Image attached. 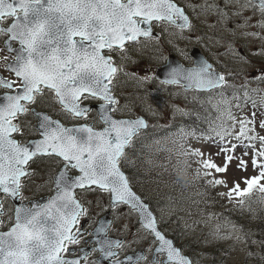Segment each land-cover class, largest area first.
Here are the masks:
<instances>
[{
    "label": "snow or ice",
    "instance_id": "obj_1",
    "mask_svg": "<svg viewBox=\"0 0 264 264\" xmlns=\"http://www.w3.org/2000/svg\"><path fill=\"white\" fill-rule=\"evenodd\" d=\"M190 11L211 17L231 36L256 45L253 54L264 56V0H0V61L10 73H0V264H96L100 257L103 264H192L124 171L129 152L142 138L138 132L149 125L144 118L117 117L120 101L113 92L116 75L128 74L126 64L117 61L130 59L132 46L145 41L162 45L157 27L161 33L168 26L192 31ZM235 52L250 63L239 47ZM259 73L264 82V65ZM234 76L202 62L170 67L161 83L215 93L227 107L232 130L209 133L210 139L215 133L237 141L227 147L217 142L223 163H214L211 154L205 159L198 149L185 155H199L209 186L226 187L220 195L242 203L255 186L264 191V100L253 99L249 92L254 90L244 84H231ZM150 79L144 76L140 83ZM229 89L238 103L226 96ZM249 104L246 124L231 109L244 111ZM233 164L257 173L245 178L243 189L238 181L228 187L226 179L213 175L226 176ZM37 177L51 189L44 203L24 195ZM9 201L17 206L6 211ZM94 203L105 212L127 208L135 213L144 247L121 256L127 236H110L109 221L102 219L88 232L83 221L91 217ZM115 229L130 231L123 223ZM239 229L249 245L248 258L264 264V238L253 240L242 225ZM256 245L259 253L253 251ZM89 252L100 255L94 261Z\"/></svg>",
    "mask_w": 264,
    "mask_h": 264
},
{
    "label": "rangeland",
    "instance_id": "obj_2",
    "mask_svg": "<svg viewBox=\"0 0 264 264\" xmlns=\"http://www.w3.org/2000/svg\"><path fill=\"white\" fill-rule=\"evenodd\" d=\"M192 14L195 25L192 31H187L189 36L195 34L196 40H199L204 37L205 32L211 33L216 30L218 38L212 45L217 49L221 48L223 55L228 52L230 56L232 53L236 55L235 50L239 47L244 56H256L252 53V47L256 45L249 44L242 38L231 36L221 24L216 23L211 17H206L202 12L199 15L197 12H192ZM226 34H228V38L224 37L221 43L220 36ZM192 40L190 38V40L174 42L170 40L166 31L160 46L164 44L167 49L176 48L183 51L187 50V44ZM238 58H241L242 61L237 64L238 66L249 67L251 69L246 72L254 73L251 63L245 62L243 57ZM157 59L156 56L145 59V68L148 69ZM143 73L140 74V77H143ZM253 76L260 75L254 73ZM175 90L181 89L173 87L169 92L170 97L174 98L171 94ZM263 90L264 87L259 92L250 91L249 95L259 102V98L264 100ZM176 97L178 98L175 99L180 103L177 104L173 99L166 103L163 123L151 124L147 131L148 136L141 140L152 139L149 143L150 150L140 153L137 157L129 155L130 162L126 168L130 170L129 175L132 179L140 184L143 190L157 197L156 203L162 209L164 219L177 233L179 242L194 249L201 264H243L246 260V241L239 226L242 225L244 228L245 219L250 215L249 195L253 191H257L260 196H264V191H261L257 185L242 198L243 202L240 203L238 201L241 198L234 197L230 200L220 195V193L227 192L226 187L213 188L209 186L203 177L204 167L201 157L199 155L189 156L185 153L191 152L192 149H198L204 153L205 159H208L211 154L210 159L214 163H223L224 155H217V152L220 151L216 146L217 142H220L222 147H227L229 142L236 143L237 141L231 135L221 140L215 133H212L210 139L209 133L212 128L217 131L222 129L231 131L233 121L228 118L227 107L219 105L220 101H218V106L215 103L206 104L204 98L193 95L189 97V100H198L197 107L200 112L196 113L197 119L190 125L177 123L176 120L180 113L176 116L174 106L185 105L189 111H192L193 107L191 101H185L187 95L184 92H176ZM231 102L232 104L238 103L237 100H231ZM193 110L195 111L194 108ZM251 110V104H249L244 111L233 107L231 112L238 119L245 120L247 124L246 113ZM261 110L264 111V109ZM205 111H207L206 116ZM196 125L201 127V131L193 130ZM244 131H247V127L244 128ZM181 132L185 135L182 136ZM228 154H231V150ZM236 154H240L239 149ZM198 171L200 175H197ZM256 174L252 168L245 172L237 169L235 164L232 165L226 176L213 173L216 178L226 179L228 187H231L234 181H238L241 189L246 186L245 178ZM36 180L41 181L39 177ZM233 225L237 227L234 229Z\"/></svg>",
    "mask_w": 264,
    "mask_h": 264
},
{
    "label": "flooded vegetation",
    "instance_id": "obj_3",
    "mask_svg": "<svg viewBox=\"0 0 264 264\" xmlns=\"http://www.w3.org/2000/svg\"><path fill=\"white\" fill-rule=\"evenodd\" d=\"M185 3L188 0H184ZM191 17V23L194 26V16L192 12H189ZM143 26V25H142ZM156 34L160 35L161 38L165 36V32L167 31L169 34L170 40L174 42H179L181 40H193L187 44V50H177L176 48L167 49L164 44L163 46H158L155 41L149 42L145 41L143 46L139 44L132 46V49L129 53L130 59L127 61H117V63L123 66L126 64V71L127 75L123 73H119L116 75L114 84H113V92L115 96L120 101L119 104V111L116 113L117 117H130V118H144L147 121L149 127L151 124H161L163 123L165 116V104L170 102L171 99L176 100L177 104L180 102L175 99L176 92L182 91L187 95L185 101H191L192 111H189L185 105L174 106L176 116L179 114V118H177L176 122L180 124H191L197 119V112H200V109L197 107L198 102L195 100H189V97L193 95H199L200 98H204L206 100V104H213L215 103L218 106V101H220V97L215 93L212 94H199L192 89H186L183 84L180 85H169V84H162L161 81L164 79L158 76V70L160 67L166 65L169 61V58L174 59L172 61V66H174V61L177 65L183 67H192L193 63L196 65H200L202 62L210 63L213 65L214 69L218 70L221 73H234V79L230 81L231 84L239 86L244 84L247 88L253 89L254 92H259L261 88L264 87V82H261L260 76L254 77V73L260 75L259 69L262 65H264V56L256 55L248 57V60L253 65L252 72L248 73L247 70L251 69L249 67H243L242 65H237L241 63V58L236 57L235 53L229 55V52L223 55V52L217 47H214L212 43L218 38V32L215 30L213 32H205L204 37L199 38L196 40L195 34L187 33L188 29H180L179 27L168 26V29L163 33L160 32V29L156 28ZM195 32V31H193ZM192 32V33H193ZM221 43L224 37L228 38V34L221 35ZM222 47V44H221ZM161 53V55H158ZM4 53H0L3 55ZM156 56L158 59L154 61V63L147 69L145 68V59L149 57ZM230 56V57H229ZM148 70V71H147ZM144 72V73H143ZM0 73H3L6 77H10V73L5 71L3 62L0 61ZM143 73L144 76L152 77L149 81L141 84L140 83V74ZM123 84V87L121 85ZM175 87L181 90H175L171 95L174 97H170L169 92L170 90ZM264 91V90H263ZM228 99L232 98V90L226 93ZM211 97V98H210ZM259 97V96H258ZM185 103V102H184ZM95 104V102H93ZM176 105V104H175ZM222 105L221 103L219 104ZM44 107V105H42ZM50 114L53 115V118H56L55 113L51 112ZM207 111H205V116ZM36 117L33 116L32 120L35 122ZM94 120H99V116L95 115ZM148 127V128H149ZM201 129V128H200ZM148 130V129H147ZM141 131L138 136L140 137H147L148 132ZM141 139L138 140L135 150L141 147ZM129 155H132V151L129 152ZM34 167H37L34 165ZM133 187L138 191L145 199H147L152 207L156 210L158 216L161 218L160 222L163 231L167 232L168 236L175 241V244L178 247H182L183 253L186 254L192 261V264H201V261L196 256L194 249L189 248L188 246L179 242L177 233L169 226L168 222L164 219V213L162 209L158 206L159 204L156 203V200L152 194L149 192L142 190V186L137 184L136 182L131 181ZM50 187L46 185L43 180L37 181L35 179L34 183L30 186V190L24 195L27 198H30L32 201L36 200L37 198L48 196L51 193V189H47L45 191L39 192L42 188ZM39 192V193H38ZM155 194V193H154ZM88 199H93L92 196H89ZM104 199H107L105 194ZM16 204L9 201L6 204V211H10L11 208L15 207ZM86 207H88L86 205ZM103 207H107V205H103ZM92 215L91 217L83 221V226L88 232H93L94 228L97 226L95 223L98 220L109 221L108 224V234L115 235V236H122L126 235L127 239L125 240L126 247L121 250L120 255L123 256L126 251L129 250H136L141 249L144 247V242L140 239V236L137 235L139 225L136 223V214L131 213L129 214L128 209L124 208L123 211H110L105 212L102 210V205L100 204H92ZM119 217H122V221ZM112 221L115 224L111 223ZM121 223L126 224L130 231L125 230L124 232H117L115 226L120 225ZM87 236V234H86ZM96 239L93 236L89 240V244H92ZM77 247L84 249V245L80 244ZM100 254L89 252L88 256L90 259L96 261L97 256ZM96 264H103V257H100V260L96 261ZM218 264V263H217Z\"/></svg>",
    "mask_w": 264,
    "mask_h": 264
},
{
    "label": "trees",
    "instance_id": "obj_4",
    "mask_svg": "<svg viewBox=\"0 0 264 264\" xmlns=\"http://www.w3.org/2000/svg\"><path fill=\"white\" fill-rule=\"evenodd\" d=\"M149 143L150 142H145V144L147 146H149ZM140 150H141L140 152L139 151H136V152L132 151L131 157L133 155H135V157H137L140 153L150 150V148L146 150V148L142 147ZM128 165L129 164H127L125 166V171L129 175L130 170L126 168ZM129 177H130L131 181L136 182L132 179V177L130 175H129ZM47 189H50V187L42 188L39 190V192L45 191ZM141 189L143 190V188H141ZM154 198L157 199V197H154ZM156 201H158V200H156ZM248 204H249L250 215H249V217H247L245 219L244 230L249 231L250 233L253 234L252 235L253 240H259L261 238H264V236H262V234H264V196H260L257 191H253L249 195ZM248 251H249V245L246 243V260L243 262V264H257V260L255 258H251V259L248 258V255H247ZM253 251L259 253L260 252L259 245H256L253 248Z\"/></svg>",
    "mask_w": 264,
    "mask_h": 264
},
{
    "label": "water",
    "instance_id": "obj_5",
    "mask_svg": "<svg viewBox=\"0 0 264 264\" xmlns=\"http://www.w3.org/2000/svg\"><path fill=\"white\" fill-rule=\"evenodd\" d=\"M174 59H172V58H169V61H168V63L166 64V65H164V66H162V67H160L159 68V70H158V76L160 77V78H162V79H167V74H168V72H169V69H170V67H171V65H172V61H173ZM177 64L175 63V61H174V66H176ZM182 67V66H181ZM119 118H125V119H136V118H130V117H119ZM127 174V173H126ZM134 191H136L135 189H134ZM136 193L137 194H139L137 191H136ZM140 195V194H139ZM47 198H48V196H43V197H40V198H37L36 200H34L33 202H40V203H44V202H46L47 201ZM18 203V202H17ZM17 206V205H16ZM170 238V237H169ZM172 239V238H171Z\"/></svg>",
    "mask_w": 264,
    "mask_h": 264
},
{
    "label": "bare ground",
    "instance_id": "obj_6",
    "mask_svg": "<svg viewBox=\"0 0 264 264\" xmlns=\"http://www.w3.org/2000/svg\"><path fill=\"white\" fill-rule=\"evenodd\" d=\"M158 196V195H157ZM162 197V196H161Z\"/></svg>",
    "mask_w": 264,
    "mask_h": 264
}]
</instances>
